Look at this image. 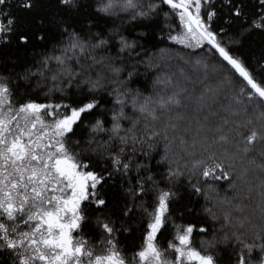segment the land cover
Returning <instances> with one entry per match:
<instances>
[{
    "label": "snow or ice",
    "instance_id": "obj_1",
    "mask_svg": "<svg viewBox=\"0 0 264 264\" xmlns=\"http://www.w3.org/2000/svg\"><path fill=\"white\" fill-rule=\"evenodd\" d=\"M53 2L64 14L55 18L60 39L21 71L0 72V264H264V203L261 223L249 232L241 231L248 217L234 224L242 200H220L222 218L205 208L204 221L186 219L193 210L179 206L183 178L191 194L208 199L218 182L234 186L238 161L264 171V76L235 51L246 35L264 31V0H255L251 17L244 0ZM13 3L25 13L39 6L0 0V45L45 42L44 31L6 10ZM36 24L46 27L42 17ZM165 30L181 46L176 59L215 81L199 98L201 110L221 95L229 101L210 137H200L202 151L187 174L152 164L155 124L166 118L167 139L185 118L178 110L187 89L161 75L146 88L138 85L147 74L142 66L159 68L157 53L141 41L164 39ZM167 51L160 49V57ZM24 85L47 102L31 98ZM204 130L201 124L198 132ZM117 176L118 196L111 191ZM221 219L210 231L208 221ZM134 224L140 242L129 249L120 236L131 235Z\"/></svg>",
    "mask_w": 264,
    "mask_h": 264
},
{
    "label": "trees",
    "instance_id": "obj_2",
    "mask_svg": "<svg viewBox=\"0 0 264 264\" xmlns=\"http://www.w3.org/2000/svg\"><path fill=\"white\" fill-rule=\"evenodd\" d=\"M38 7L34 8L30 13L18 11L13 3L10 9L13 15L18 16L20 19L27 18L31 21L32 27L37 31H44L47 35L45 42L34 41L32 45L27 48L17 47L15 43H9L6 45H0V72H4L7 69H14L16 72L21 71L25 66L34 61L37 55L43 50L50 48L52 44L60 39L59 32L55 26V18H61L64 14L55 7L53 0H37ZM245 11L251 17L255 11V0H244ZM166 10V9H165ZM43 18L45 20L46 27L40 29L36 24L37 18ZM71 22L79 30V18L72 17ZM162 22V18H161ZM127 34V33H126ZM135 35V33H132ZM167 32L165 30V38L157 39L156 37L149 36L141 41L148 48L150 53H157L155 56L156 63L159 64L158 69H150L141 67L142 73H147L139 78L138 85L141 87H147L151 85L153 78L156 75L162 77L171 76L174 82H178L181 87L187 89L186 98L183 101L184 107H181L178 111L184 114L185 118L176 121L177 128L169 130L167 132V139L164 138V122L161 120L155 124V128L160 131V135L155 137L153 141L154 150L152 155L154 159L152 164L158 170H165L169 164L175 169L179 168L187 174L188 168L191 166V162L194 158H198L202 151V141L200 137L204 135H211V129L220 122V116L223 115V107L228 104L226 96L221 95L218 98V102L213 103L210 99L201 110L200 96L204 93L206 84L215 87V81L209 80L203 81L199 73L188 64H182V62L176 59L175 51L181 49V46L174 45L166 39ZM160 49H166L167 54L161 58L159 55ZM236 54L241 56L247 63L249 68L253 71L254 75L258 78L264 76V72L259 71V65L264 64V31H252L250 34L243 38L240 46L236 49ZM34 83V82H33ZM23 87H28L24 85ZM23 88L21 89V93ZM169 91H171L169 89ZM21 93H18L22 97ZM28 94L31 98L38 100L41 103L47 102L45 96L40 91H33L31 87H28ZM59 102V97H57ZM207 105H211L209 108ZM215 111L218 115L213 116L211 113ZM175 115V113H173ZM207 116L208 120L205 121L204 117ZM205 125L203 132H198L200 125ZM141 129L144 128L143 122L141 123ZM152 128V124L148 125ZM183 138L186 143L181 144L180 139ZM193 140H196V144L193 147ZM219 147V146H214ZM166 160L164 163L157 165V161H161L162 158ZM260 162V157L257 156V163ZM247 168L246 175H242L243 169ZM234 186L229 187L228 183L224 181L218 182L217 190L215 192H208V199H205L204 195L195 196L188 191L186 186V178L180 181L181 199L179 206L181 208L189 207L193 211L190 215L186 216L189 220L204 221L207 219L204 209L211 208L216 212L218 216L222 218L224 206L219 203L220 200L227 198H234L235 202L243 201V212H234V224L236 227L240 226V218L248 217L251 220L244 221V227L241 229L243 232H249L252 225L259 226L261 223L260 205L264 203V171L260 168L249 165L245 161H238L236 165V171L233 173ZM119 176L115 177L112 186V193L119 195ZM208 221L210 231L212 228H219L222 223ZM167 233L162 237V241L166 244L169 239ZM200 235L196 236V246L199 247ZM121 243L127 248L131 249L134 244L140 242V231L135 228L131 235H121ZM227 260V253L224 257Z\"/></svg>",
    "mask_w": 264,
    "mask_h": 264
}]
</instances>
